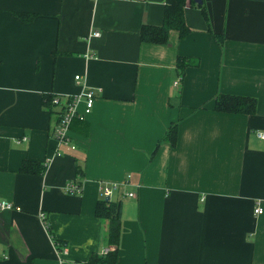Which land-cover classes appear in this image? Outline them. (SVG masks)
<instances>
[{
  "label": "crops",
  "instance_id": "1",
  "mask_svg": "<svg viewBox=\"0 0 264 264\" xmlns=\"http://www.w3.org/2000/svg\"><path fill=\"white\" fill-rule=\"evenodd\" d=\"M199 5L186 1V37L157 45L139 31L161 25L164 0H0V201L13 207L0 211V264L111 252L94 216L103 185L122 205L117 264H264V0ZM178 56L198 65L174 85ZM85 90L91 112L61 144L43 97ZM217 94L255 98L256 111L217 113ZM173 123L171 148L160 140ZM24 160L44 173H19Z\"/></svg>",
  "mask_w": 264,
  "mask_h": 264
},
{
  "label": "trees",
  "instance_id": "2",
  "mask_svg": "<svg viewBox=\"0 0 264 264\" xmlns=\"http://www.w3.org/2000/svg\"><path fill=\"white\" fill-rule=\"evenodd\" d=\"M187 0H164V11L162 23L160 26L143 25L139 31V40L142 43L163 45L167 42L170 31H176L180 39H183L189 33V29L185 24L184 8ZM204 13V8L200 4ZM23 22H28L32 19L31 15L19 14L17 15ZM216 41L221 44L223 41L222 35H214ZM198 60L190 57L178 56L175 64V72L179 79L183 78L185 69L188 67H196ZM52 95H45L43 97V104L52 111L51 104ZM213 110L217 113L237 114L251 116L256 111V100L252 97L237 96L230 94H217L214 99ZM57 112V121L58 113ZM81 122V121H80ZM178 124L173 123L166 130L164 136L160 140L166 143L169 147H174L177 140ZM46 169L44 164H38L28 160L22 161L19 167L21 174H35L42 175ZM79 185V182H78ZM121 201L108 200L105 202L104 198L97 201L94 208V216L99 221L107 223L106 241L107 244L113 246L114 249L104 256L94 255L91 260L93 264H117V253L119 239L121 235ZM48 234L54 244H58L54 238L49 225H46Z\"/></svg>",
  "mask_w": 264,
  "mask_h": 264
},
{
  "label": "built area",
  "instance_id": "3",
  "mask_svg": "<svg viewBox=\"0 0 264 264\" xmlns=\"http://www.w3.org/2000/svg\"><path fill=\"white\" fill-rule=\"evenodd\" d=\"M93 38L99 37V33L95 32L92 35ZM75 81H79V76H75ZM177 82H174L176 85ZM95 95L90 90H85L77 96L66 98V100L60 101L58 96H53L51 99V104L54 107L58 108V121L54 131V137L57 142L61 144L68 143L67 130L73 119L83 121L84 118L91 112L95 101ZM81 101L83 103V109L81 112H78L76 109V104ZM258 138L263 139V133H257ZM73 148V147H72ZM117 190L116 185H103L100 188V197L101 198H110L112 193ZM65 192L71 195H77L80 192V188L77 181H70L65 186ZM129 197H133V194H128ZM13 209L12 205L6 201H0V211L11 210ZM255 215L262 213V210L259 206L254 209ZM41 219H44V216L41 214ZM108 249H104L100 252V256H104L108 253Z\"/></svg>",
  "mask_w": 264,
  "mask_h": 264
},
{
  "label": "water",
  "instance_id": "4",
  "mask_svg": "<svg viewBox=\"0 0 264 264\" xmlns=\"http://www.w3.org/2000/svg\"><path fill=\"white\" fill-rule=\"evenodd\" d=\"M193 2L197 3V4H201V0H192ZM105 202H107L109 200V198H104Z\"/></svg>",
  "mask_w": 264,
  "mask_h": 264
},
{
  "label": "rangeland",
  "instance_id": "5",
  "mask_svg": "<svg viewBox=\"0 0 264 264\" xmlns=\"http://www.w3.org/2000/svg\"><path fill=\"white\" fill-rule=\"evenodd\" d=\"M176 82H177V84L179 83V78H178V80H176ZM59 249V248H58Z\"/></svg>",
  "mask_w": 264,
  "mask_h": 264
}]
</instances>
